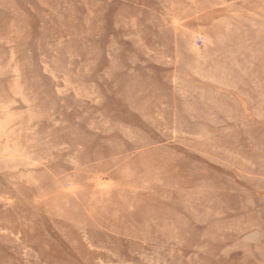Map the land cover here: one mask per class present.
Segmentation results:
<instances>
[{
	"label": "rangeland",
	"instance_id": "rangeland-1",
	"mask_svg": "<svg viewBox=\"0 0 264 264\" xmlns=\"http://www.w3.org/2000/svg\"><path fill=\"white\" fill-rule=\"evenodd\" d=\"M0 264H264V0H0Z\"/></svg>",
	"mask_w": 264,
	"mask_h": 264
}]
</instances>
